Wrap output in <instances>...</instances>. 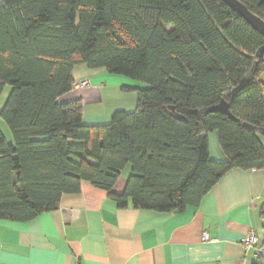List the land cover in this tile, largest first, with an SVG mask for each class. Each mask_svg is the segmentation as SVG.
Segmentation results:
<instances>
[{
  "label": "trees",
  "instance_id": "1",
  "mask_svg": "<svg viewBox=\"0 0 264 264\" xmlns=\"http://www.w3.org/2000/svg\"><path fill=\"white\" fill-rule=\"evenodd\" d=\"M240 1L264 20V0ZM263 46L221 0H1L0 119L15 143L0 129V221L58 210L83 183L119 209L181 213L232 171L264 170ZM81 65L147 85L136 111L85 124L81 99L61 101ZM223 101L237 121L211 111Z\"/></svg>",
  "mask_w": 264,
  "mask_h": 264
},
{
  "label": "crops",
  "instance_id": "2",
  "mask_svg": "<svg viewBox=\"0 0 264 264\" xmlns=\"http://www.w3.org/2000/svg\"><path fill=\"white\" fill-rule=\"evenodd\" d=\"M111 75L104 69L77 66L73 72L77 85L86 81L90 86L75 87L61 101L81 99L87 125L109 123L113 111L92 108L103 105L118 88L109 87L117 79ZM118 81L128 88L148 87ZM215 133L208 136L210 157L224 162L227 157L216 146ZM131 174L127 167L114 193L124 192ZM263 204L264 170L232 171L198 207L177 215L136 210L132 205L119 209L107 192L83 183L79 194L63 196L58 210L27 223L0 221V264H253L255 250H246L243 243L254 232L263 244ZM62 209L75 212L76 219L67 223Z\"/></svg>",
  "mask_w": 264,
  "mask_h": 264
},
{
  "label": "rangeland",
  "instance_id": "3",
  "mask_svg": "<svg viewBox=\"0 0 264 264\" xmlns=\"http://www.w3.org/2000/svg\"><path fill=\"white\" fill-rule=\"evenodd\" d=\"M111 76H114L112 78H117V79H115L109 85V87H118L117 89H115L117 91L114 90V94L110 98L106 97L105 102H104L103 105L94 106L92 109L93 110L96 109V110H98V112H103V113H108L109 111L110 112L113 111L112 114H110L111 117L117 111H123V112H126V113H134L136 111V109H137V93L134 90L139 89V88L131 87L129 89H132V90H124V88H128L130 86H128V84H122L118 80H131V79L126 78V77H122V76H117V75H111ZM10 91H11V88L7 87L5 92H4V94H3V96H2V100L0 102V110L2 109L3 105L5 104L8 96H9ZM109 91H110V89H109ZM132 98H134L136 100L134 106H133V103L131 101ZM89 107L87 108V111L90 110ZM121 107H123V108H121ZM0 128H1V130L3 131V133L5 134V136L8 139H12L13 140L10 145H14L15 142H14V138H13L12 132H11L8 124L5 123L3 119H0ZM215 134H217V136L219 138L218 133L216 132ZM260 140L262 141V143L264 145V138L260 137ZM216 146L220 147L219 141L217 142ZM213 153H214V150H213ZM212 161L221 163L220 161H215L213 159H212Z\"/></svg>",
  "mask_w": 264,
  "mask_h": 264
},
{
  "label": "water",
  "instance_id": "4",
  "mask_svg": "<svg viewBox=\"0 0 264 264\" xmlns=\"http://www.w3.org/2000/svg\"><path fill=\"white\" fill-rule=\"evenodd\" d=\"M224 2L232 11L237 13L241 18H243L255 31L259 32L262 36H264V20L260 18L258 15L253 13L246 4H244L240 0H221ZM264 56V46L259 50L257 57L259 59ZM173 110V108H172ZM212 112H219L224 115H227L233 121H237L230 112L229 105L226 101H223L218 106L214 107ZM62 213L64 216V220L69 223L71 220H75V212L62 209ZM173 215H177L178 212L175 211L172 213Z\"/></svg>",
  "mask_w": 264,
  "mask_h": 264
},
{
  "label": "built area",
  "instance_id": "5",
  "mask_svg": "<svg viewBox=\"0 0 264 264\" xmlns=\"http://www.w3.org/2000/svg\"><path fill=\"white\" fill-rule=\"evenodd\" d=\"M90 83L89 82H81L79 83L76 87L81 88V87H89ZM207 236L204 237V240H207ZM244 248L246 250H251L254 249L256 253V257L264 256V244H260L259 239L256 237L254 232H250L245 239L244 243Z\"/></svg>",
  "mask_w": 264,
  "mask_h": 264
}]
</instances>
